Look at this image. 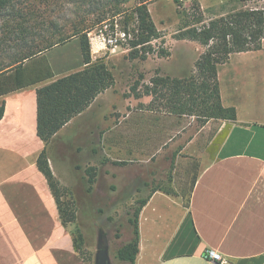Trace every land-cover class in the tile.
<instances>
[{"label": "crops", "instance_id": "crops-1", "mask_svg": "<svg viewBox=\"0 0 264 264\" xmlns=\"http://www.w3.org/2000/svg\"><path fill=\"white\" fill-rule=\"evenodd\" d=\"M197 1L207 13L233 0ZM180 44L202 48L194 41L177 40L168 58H158L162 69L174 62ZM90 46L93 61L116 58L130 67L135 62L127 59L126 49L108 52L97 39L95 42L90 39ZM45 55L53 68L54 80L85 68L79 38ZM235 58L239 64L251 62L254 66L243 68L241 73L264 75V40L261 50L233 53L220 66L222 104L235 108L236 120L223 121L213 139L218 142L215 154L210 161L201 163L188 195V207L180 206L173 220V232L167 237H159L156 230L159 209L155 203L166 200L172 205L175 199L155 191L145 200L138 221L136 264H219L206 259L208 250H215L231 264H264V88L241 83L238 71L229 72ZM179 68L177 74L185 71L184 64ZM124 74L114 75V85L100 93L86 111L70 120L49 143L37 133V90L51 81L0 97V106L5 104L0 120V264H85L76 250L71 230L60 220L48 181L38 168L37 161L43 152L61 185H64L61 172L75 170L71 167L72 155L102 153L105 157L98 173L103 195L125 196L121 201L128 202L144 191L136 183L137 176L123 174L125 168L137 166L120 163L126 162L121 156L134 152L123 131L128 130V124L130 128L136 124L133 118L138 105L152 102V97L144 94L137 97L140 87L136 93L129 88L133 72ZM224 74H230L229 81L235 80L231 89L222 84ZM96 103L106 104L101 109L106 110L103 114L91 113ZM110 110L116 115H108L106 112ZM82 136L86 141L79 142ZM119 179L126 182L123 192L117 184Z\"/></svg>", "mask_w": 264, "mask_h": 264}, {"label": "rangeland", "instance_id": "rangeland-1", "mask_svg": "<svg viewBox=\"0 0 264 264\" xmlns=\"http://www.w3.org/2000/svg\"><path fill=\"white\" fill-rule=\"evenodd\" d=\"M74 1L43 0V2H35L36 9L42 16L38 18V21L40 24H45L46 27L43 32L41 26L42 35H46L47 30L52 26L55 28L58 26L60 30L51 29V32L69 33L74 30L75 26L92 25L101 12H105L111 7V4L102 7L103 3H98L97 0L90 7L93 13L87 14L84 10H89V7L82 5L86 7L82 8L84 10H79ZM181 1L182 3L178 4L174 0H153L148 4L151 16L162 35L161 39L153 43L157 51L163 48L171 54V49L177 41L175 36L186 25L195 24L199 17L200 12L195 8L192 0ZM23 9H25L24 5L18 4L12 13ZM240 9H264V0H233L211 12L204 13L202 10L201 12L208 21L211 17H218ZM20 22L21 18H13L12 15L0 17V64L8 63L24 48L23 41L15 40V35L12 32ZM116 32L122 33L120 27L113 28L111 22H105L94 26L89 33V39H97L100 33L112 35ZM31 39L32 37L29 42ZM183 46V44L178 46L174 62L164 66L165 70L160 67L161 62L156 54L150 55L146 61L135 60L132 67L122 59L121 61L116 58L106 59L105 62L116 77L123 73L126 76L133 72L134 77L129 80V88L140 87L139 92L143 93L146 84L150 85V81L156 75L184 78L190 77L195 72V64L206 48L201 45L202 48L199 51V45ZM118 49L125 48L121 44ZM108 52L110 51L108 50ZM200 52H202L201 55ZM182 63L185 66V71L177 74ZM251 64V62L239 64L238 58H235L232 67L228 70L230 73L238 71L237 79L241 83L256 89L264 88L262 73L249 71L241 73L243 68L254 67ZM229 79L230 74H224L222 84L226 89H231L235 81H229ZM150 104L151 102L146 105L140 103L138 111L134 115L138 119V125L133 124L130 128L131 125L128 124V130L124 129L123 131L125 141L130 144L129 148L132 147L134 152L132 155L121 156V159L126 161L122 165H127L129 162L137 166L132 169L125 168L123 174L137 176L136 183L144 189L142 193L134 197V200L123 202L121 199L127 197L105 196L101 193V191L104 192V188L99 180L98 168L102 158L105 157L102 153L92 156L87 154L72 155L71 159L74 164H71V167H75V170H69V173L68 171L61 172L60 177L64 181V185H61L56 179L59 182L58 193L61 202L60 220L71 230L76 250L85 264H98V255L101 250L104 251L108 264H129L117 258V251L133 239V226L130 220L134 218L141 202L146 200L152 192L161 191L171 195L176 201L172 205L170 201L166 200L155 203L159 209L156 226L159 237L165 238L170 232L172 233L173 220L178 216L181 210L180 206L187 207L193 176L198 174L201 163L210 161L215 154L218 142H214L213 139L222 127L223 120L197 116H171L163 109L157 108L158 102L152 106ZM105 107L106 104L97 105L96 103L94 111L91 113L103 114L106 110L101 109H105ZM106 113L110 116L116 115L111 110ZM125 126L124 128H126ZM78 141L86 140L82 136ZM125 144L123 138L124 148ZM111 155L119 157L114 153ZM77 166L79 169L76 168ZM125 183V180L121 179L117 182L120 189ZM121 191L123 192V188ZM70 220L72 221L70 222Z\"/></svg>", "mask_w": 264, "mask_h": 264}, {"label": "trees", "instance_id": "trees-1", "mask_svg": "<svg viewBox=\"0 0 264 264\" xmlns=\"http://www.w3.org/2000/svg\"><path fill=\"white\" fill-rule=\"evenodd\" d=\"M36 1L43 2V0H0V17L12 15L13 18H21V22L12 32L15 40H22L24 43L20 54L15 55L8 63L0 64V97L51 81L37 90V133L45 143H49L70 120L86 111L100 93L111 88L115 83L114 74L106 62L103 59L92 60L89 33L94 26L111 22L113 28L120 27L127 41L121 44L128 50L127 59L130 61H146L153 54L159 58L170 56L168 51L163 48L157 51L153 45L154 41L162 38L148 8V4L153 0H73L79 10H84L82 8L88 6L89 10H84L87 14L93 13L90 7L95 1L103 3L102 7L106 4L107 6L111 4V7L101 12L92 25L75 26L69 33L51 32V29L60 30L58 26L56 28L52 26L49 27L46 35H42L41 26L43 32L46 27L38 21L42 16L36 9ZM174 1L178 4L182 3L181 0ZM192 1L200 12L199 17L195 24L186 25L175 38L194 41L206 48L195 64V72L190 77L184 78L156 75L150 81V85L145 86L143 93L135 92L137 86L132 90L137 97L143 94L151 96L150 106L158 102L157 108L163 109L171 116H197L234 121L235 108H226L222 104L218 80L219 68L229 61L233 53L262 49L264 9L233 10L225 15L211 17L207 21L198 1ZM18 4L24 5L25 9L12 13ZM74 38L80 39L85 68L54 80L53 68L45 54ZM4 112L3 103L0 106V120ZM133 120L137 124L138 119L134 117ZM37 165L56 198L61 216L59 182L54 177L46 152L40 155ZM197 177L198 174L192 178L190 192ZM144 205H146L145 200L141 202L134 218L130 220L133 226V239L117 251V258L120 261L136 264L139 253L138 221Z\"/></svg>", "mask_w": 264, "mask_h": 264}, {"label": "built area", "instance_id": "built-area-1", "mask_svg": "<svg viewBox=\"0 0 264 264\" xmlns=\"http://www.w3.org/2000/svg\"><path fill=\"white\" fill-rule=\"evenodd\" d=\"M91 41L95 42V38H91ZM126 41V35L122 33H114V34H104L100 33L97 36L98 44H104L110 52L119 48L122 42ZM98 47V45H97ZM206 259L211 260L213 262H217L219 264H231L226 260L221 254L217 253L215 250H208L205 254Z\"/></svg>", "mask_w": 264, "mask_h": 264}, {"label": "water", "instance_id": "water-1", "mask_svg": "<svg viewBox=\"0 0 264 264\" xmlns=\"http://www.w3.org/2000/svg\"><path fill=\"white\" fill-rule=\"evenodd\" d=\"M98 258H99V262H98V264H108L107 258H106V256H105L103 250H101V251L99 252Z\"/></svg>", "mask_w": 264, "mask_h": 264}]
</instances>
